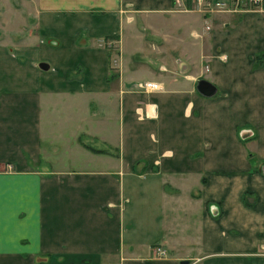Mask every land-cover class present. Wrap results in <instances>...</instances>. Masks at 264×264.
<instances>
[{"label": "crops", "instance_id": "1", "mask_svg": "<svg viewBox=\"0 0 264 264\" xmlns=\"http://www.w3.org/2000/svg\"><path fill=\"white\" fill-rule=\"evenodd\" d=\"M0 1V264H263L264 11Z\"/></svg>", "mask_w": 264, "mask_h": 264}, {"label": "built area", "instance_id": "2", "mask_svg": "<svg viewBox=\"0 0 264 264\" xmlns=\"http://www.w3.org/2000/svg\"><path fill=\"white\" fill-rule=\"evenodd\" d=\"M182 8L197 10L202 13L215 12H235L241 10H257L264 11V0H175ZM186 2L188 5H186ZM142 88H156L157 84L151 81L138 83ZM12 164L6 162L0 165V172H8L12 170ZM264 250V246L262 247ZM156 254L161 255L164 250L155 246ZM264 256V251L261 253ZM264 264V262H263Z\"/></svg>", "mask_w": 264, "mask_h": 264}, {"label": "water", "instance_id": "3", "mask_svg": "<svg viewBox=\"0 0 264 264\" xmlns=\"http://www.w3.org/2000/svg\"><path fill=\"white\" fill-rule=\"evenodd\" d=\"M38 66L42 69H46L47 63L44 61H40L38 63ZM194 86H195L196 91L200 95L205 96V97L213 95L216 91V86L210 80L204 77H200L196 79ZM186 263H187L186 259L180 260V264H186Z\"/></svg>", "mask_w": 264, "mask_h": 264}, {"label": "rangeland", "instance_id": "4", "mask_svg": "<svg viewBox=\"0 0 264 264\" xmlns=\"http://www.w3.org/2000/svg\"><path fill=\"white\" fill-rule=\"evenodd\" d=\"M14 1H15V0H7V3H8V5H10L11 3L14 4ZM0 2H1V1H0ZM10 2H11V3H10ZM8 7H9V6H8ZM8 7H7V8H8ZM0 8H4V7L1 5ZM9 8H10V7H9ZM9 8H8V9H9ZM187 9H188V8H187ZM183 10H184V9H183ZM7 11H8V10H7ZM23 12H25V11H23ZM215 13H221V12H215ZM201 14H203V13L201 12ZM141 29H142V27H141ZM142 31L145 32L144 35H145L146 38H148V32L145 31L144 29H142ZM185 37H187V36L185 35ZM152 40H153V41H156V42L158 41L157 39L155 40V38H152ZM170 40H172V39L169 38L168 41H170ZM114 43L116 44V41H115ZM200 73H201V72H200ZM204 75H206V73H204Z\"/></svg>", "mask_w": 264, "mask_h": 264}, {"label": "trees", "instance_id": "5", "mask_svg": "<svg viewBox=\"0 0 264 264\" xmlns=\"http://www.w3.org/2000/svg\"><path fill=\"white\" fill-rule=\"evenodd\" d=\"M255 60H256V62H255V64H254V65L256 66V65H258V64H259V60H260V59H258V55H257V56H255ZM83 263H85V262H83Z\"/></svg>", "mask_w": 264, "mask_h": 264}]
</instances>
